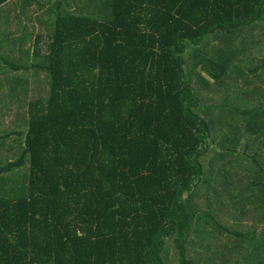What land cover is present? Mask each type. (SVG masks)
Instances as JSON below:
<instances>
[{"label": "trees", "instance_id": "16d2710c", "mask_svg": "<svg viewBox=\"0 0 264 264\" xmlns=\"http://www.w3.org/2000/svg\"><path fill=\"white\" fill-rule=\"evenodd\" d=\"M68 1L71 11L59 0L45 13L55 28L41 21L27 52L29 68L50 75L49 97L30 104L20 156L0 154V264H168L169 243L178 264H214L231 249L218 232L232 239L241 213L257 214L237 192L264 185L235 176L251 169L250 111L220 104L202 72L223 89L264 81V0ZM10 36L7 52L20 59L23 22ZM236 36L241 48L229 46ZM20 62L0 70L17 104L28 88ZM218 143L223 164L210 156ZM191 230L200 244L186 255Z\"/></svg>", "mask_w": 264, "mask_h": 264}, {"label": "rangeland", "instance_id": "374dc122", "mask_svg": "<svg viewBox=\"0 0 264 264\" xmlns=\"http://www.w3.org/2000/svg\"><path fill=\"white\" fill-rule=\"evenodd\" d=\"M17 1H20L21 3L20 7H17V11L21 12L23 10V15H17V16L23 20V22L25 23V25H27V27H32L33 23H31V21L37 18V20H41L43 22H46V24H49L48 29H50L51 32L54 30L55 28L54 24L57 22V18L54 17L55 15L51 16L50 18H47V17H44L43 14L57 12V7L55 3H57L59 0H17ZM60 1H62L63 5L66 6V9L63 10L62 12L63 14L67 11H71V6L67 3L68 0H60ZM70 3L73 4L72 0H70ZM73 7H74L73 11H77L76 5H74ZM87 12L89 14V11ZM4 14H7L6 10L4 11ZM4 14L3 13L0 14V55H1L0 70L2 73H4V71L5 72L11 71V68L6 63V61L20 62L21 60L22 62L24 60L22 62L24 64V65L22 64V70L24 71L23 76L25 78H28L29 75L33 76L31 72L35 70H29L30 55L28 53L30 50L34 48V46L31 47L27 45V41L21 42L20 44L16 43L14 45L15 48H20L22 47L21 45H23L22 48H24L26 51L25 56H22L20 59H12L9 56V52H7V45H8L9 39H11V36H10L11 29L15 26L16 22L13 20V18H10L11 25H10V31H9V29L7 28L9 16H5ZM17 16H16V20H17ZM45 32L46 31H44V33ZM231 39H233V41L230 43L229 46L233 47V44H235V45L240 46L241 48L240 36L230 38L229 40ZM248 52H251V51H248ZM233 60L236 65L237 61H235V59ZM248 65L256 66L257 64L252 63ZM200 71L201 70H199L198 72ZM202 76L211 80V83L214 85L211 88H216V91L213 92V95L217 96V101L220 104L228 105L234 109L243 108L244 110V108L247 107L248 104L252 105V103L250 102L254 101V98H251L250 96L252 89H251L250 83L248 82L260 81L258 85L264 87V83L261 81V78L253 76V75H250L249 77H246V78H240L238 85H233V87L232 88L230 87V89H227V88L223 89V86L221 87V84L218 85V83L214 79H211L209 75H207L204 72H202ZM234 79H236V75L232 74L231 82ZM247 79L248 81L245 82ZM195 80H196L195 75L193 74L191 83H193L196 86L199 92L200 91L204 92V89H202L200 83L197 81L195 82ZM50 84H51L50 75H48V73L45 71L38 72V79L35 82L26 83V87L28 88L24 89L25 97L21 99L20 103L17 104L15 102H12L13 99H9V96L6 90V86H11L12 84L9 83L8 81H5L3 77L1 78L0 80V119L2 120H0V136L5 135L8 132H17V133H20V135H22V136H17L16 138H13V139L6 140L5 142L3 141L5 143V144L3 143L5 146L3 144L0 146L1 155H5V153H7L11 149V147L13 148V151L15 150L13 156L11 155L9 157L2 158V160L4 161L3 163H5L6 160L14 161L18 158V156H20L21 150L24 149L26 136L29 131V121H30L29 110L31 106L30 104L33 102H36L38 98H41L43 99V101L46 102L49 97V93H50ZM196 92L199 93L198 91ZM224 95H226L225 101L223 102L219 101V99H223L225 97ZM255 101H256V98H255ZM200 103L207 104L208 102L207 103L200 102ZM17 113L20 114V116H18ZM16 119H18V121H14ZM14 140H16V142ZM213 147H212L213 152L210 153V156L214 157V155H216L215 152L218 154H222V155L227 154L228 152L227 148L225 149L226 151L220 152L217 149V147H214V149ZM241 150L242 149L240 148V151ZM7 162L8 161H6V163ZM28 173H29V166H26L20 170H17L16 174L18 175H16L15 177H20L21 175L26 176L28 175ZM190 232H191L190 242L183 241L181 243V245L183 244V246H185L183 248L186 249V253H185L186 255H189L191 251L196 249V245L200 244L199 239L198 238L195 239L194 230H191ZM192 241H194L195 244ZM174 246L179 251L175 250ZM200 248L201 247H199L198 249ZM180 250L181 249H179L175 244L169 243L167 247L163 250V251H167V252H163L166 254H168V252H171V255L166 260V262L168 264H178L177 261L179 260V257H180L179 255Z\"/></svg>", "mask_w": 264, "mask_h": 264}, {"label": "crops", "instance_id": "0c3cea01", "mask_svg": "<svg viewBox=\"0 0 264 264\" xmlns=\"http://www.w3.org/2000/svg\"><path fill=\"white\" fill-rule=\"evenodd\" d=\"M10 4V5H9ZM21 3L17 0H9L6 4V11L7 14H4L8 17V25L7 28L10 31V18L16 22L17 24L22 23V19L17 15H23V10L17 11V7H20ZM45 13L43 14V16ZM17 16V20H16ZM50 18L48 15L44 16ZM33 27H27L23 22L26 30V38L29 46L35 47V41L38 38V33L43 31L45 28L41 27V20H32ZM44 22L42 23V25ZM15 26L11 29V32L15 30ZM261 51H264L263 49ZM31 64V63H30ZM35 67L29 68V70H34ZM40 72V71H38ZM36 72H31L32 75H29L28 78H24V82H35L38 79V74ZM262 81V80H261ZM260 81H250L251 85V98H254V101H251L252 105L248 104L247 109L250 111L247 115L248 120V130L246 134V141L247 145V152L250 154L252 161L249 164L250 171H246V175L242 176V172H238V178H242L245 181L256 184L264 185V87L258 85ZM264 83V81H262ZM256 98V101H255ZM261 110V112H258ZM256 111V112H255ZM260 124V127H259ZM219 145V146H218ZM214 147L220 152L226 151V147L221 146L219 143L214 144ZM219 164L222 162L223 164V155H219ZM251 164V166H250ZM256 183V184H255ZM252 186V187H254ZM251 187V188H252ZM254 191H246V194L240 195L237 192L239 198L238 200L241 201L245 199L246 204L244 205L243 209L257 211V214H245L241 215L235 220L236 224L233 226V232H235V236L232 239H227L224 234H226V230H223L221 236L222 245L231 243V249L229 253L222 254L215 259L214 264H264V186H262V190L258 188H254ZM234 195V194H233ZM231 197V198H230ZM230 197H227L224 200V204L226 208H232V212H237V208L233 202L232 194ZM232 228V227H231ZM226 246V245H225Z\"/></svg>", "mask_w": 264, "mask_h": 264}]
</instances>
